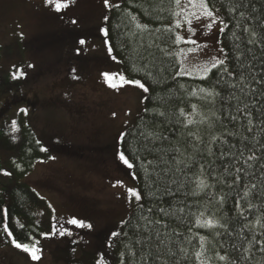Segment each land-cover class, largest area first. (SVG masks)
<instances>
[{
	"label": "trees",
	"instance_id": "trees-1",
	"mask_svg": "<svg viewBox=\"0 0 264 264\" xmlns=\"http://www.w3.org/2000/svg\"><path fill=\"white\" fill-rule=\"evenodd\" d=\"M242 2V7L230 11L235 0H207L209 8L218 9L227 24L221 34L226 63L209 71L205 75L207 79L176 75L181 72L183 45L176 39L181 28L175 27L177 7L170 0H124L110 16L109 38L115 55L122 62L126 75L141 80L149 89L145 104L147 111L144 109L142 116L126 132L124 145H120L133 164L131 171L142 197L118 242L123 264H201V261L204 264H231L233 259L237 264H260L264 259V254L257 251L264 245L257 244L250 252H243L253 235L264 241V227H261L264 225V84H255L249 79L248 82L257 89L255 97L251 94L245 97L239 88L228 86L236 83L241 70L237 57L245 65L253 66L250 70L258 79L264 76V44L246 46L236 39L237 36L246 37L241 32L245 24L264 35V27L257 25V22L264 23V0ZM241 11L255 19L241 20ZM237 21H240V27H236ZM137 24L147 25V28H137ZM236 45L240 46L239 50ZM246 47L252 51L246 52ZM241 53H245L247 59ZM3 56L4 49L0 44V61ZM224 67L237 75L222 72ZM14 89L6 84L4 97ZM201 89L206 91L201 92ZM213 89L221 96L215 97V102L211 103L213 97H208L207 92ZM248 91L246 88L245 92ZM193 92L196 95H191ZM233 95L253 106L251 125L235 110L236 107L242 108L243 103L230 99ZM24 102L28 103L24 96L13 104L6 102L0 111V121L12 107ZM192 105L197 106L195 112ZM180 109H184L188 119L196 122L187 124L186 118L179 115ZM159 112L165 115L160 116ZM230 116H237V120H231ZM249 127L251 132L247 130ZM147 132L159 138L144 140L141 133ZM35 137L27 132L21 142L22 148L25 146L24 153L28 149L44 148L46 140L36 143ZM56 145L48 141L47 151L38 152L37 156L25 155L24 174L19 178L29 172L37 159H47L53 150L64 152ZM131 148H135V154ZM253 154L258 159L248 160ZM141 165L147 167V178ZM201 180L208 187L199 188ZM252 185L256 187L252 188ZM245 192L249 193L247 197ZM236 201L240 202L239 209ZM249 203L254 207L249 208ZM149 208L153 211L149 212ZM160 208L166 209L168 215L161 213ZM40 211L49 213L47 203L29 185L17 182L10 191L7 208V226L17 241L32 243L31 231L19 220L33 222ZM157 220L160 223H156ZM197 220L200 223L213 220L216 226L199 227ZM181 248L186 249V258L179 251ZM197 252L201 253L199 258ZM221 255L228 258L220 260ZM241 255L249 258L242 260Z\"/></svg>",
	"mask_w": 264,
	"mask_h": 264
},
{
	"label": "rangeland",
	"instance_id": "rangeland-1",
	"mask_svg": "<svg viewBox=\"0 0 264 264\" xmlns=\"http://www.w3.org/2000/svg\"><path fill=\"white\" fill-rule=\"evenodd\" d=\"M123 1L109 0L110 6H105L104 0H0V44L4 49L0 61V106L6 84L15 88L14 92L21 95L18 97L28 99V103L12 107L0 121V264L121 262L118 242L142 197L140 201L132 197L129 202V188L140 195L141 192L131 169L116 158L118 137L142 116L147 97V92L139 87L119 86V77L106 82L102 75L122 73L130 79L114 50L112 56L116 59L109 56L100 32L101 28H108L110 16L117 8L114 5L121 6ZM56 2L68 6L57 11ZM195 3L198 5L199 0ZM181 6L184 16L193 20L196 34L192 36L184 19L177 16L181 22L180 37L191 36L198 42L192 45L181 40V72L204 77L208 72L202 69L211 68L213 56L226 59L225 51L220 52V24L217 21L208 30L203 25L210 20L202 17L197 22L191 16L193 12L201 14L198 6L189 5L187 0H181ZM179 11L177 7L176 12ZM217 15L223 19L219 11ZM81 39L86 41L84 45L79 43ZM17 70L23 75L13 79ZM27 132L36 136V143L40 138L46 140L44 148L52 141L64 152L53 150L47 159H37L20 179L26 166L25 155H36L43 148L24 153L21 142ZM17 182L29 185L49 208L48 214L38 212L33 222L19 220L31 231V244L39 241L38 260L17 249L13 235L5 231L10 191ZM73 218L91 227L67 223ZM53 225L70 234L61 236L57 232L47 238L40 235L51 232ZM113 232L120 235L114 237Z\"/></svg>",
	"mask_w": 264,
	"mask_h": 264
},
{
	"label": "snow or ice",
	"instance_id": "snow-or-ice-1",
	"mask_svg": "<svg viewBox=\"0 0 264 264\" xmlns=\"http://www.w3.org/2000/svg\"><path fill=\"white\" fill-rule=\"evenodd\" d=\"M46 2L47 3H53V0H46ZM170 2H173L176 5V7L180 8V11L179 12H175L174 15L181 16L184 19V22L188 26L187 30L192 34V36H194L196 34V29L192 27L193 20L189 19L187 16H184L185 9L181 6V0H170ZM187 3L189 5H192L193 7H197L198 6L201 9V14L200 15H197L195 12L191 13V16L194 17L197 22H199L202 17L204 19H206V20H210V22L207 23L206 25H203V27H205L208 30H211L213 28V26L217 23V21H219V24H220L219 31L221 33H223L225 31V28H227V24H225L224 20L221 19L217 15V12L219 10L217 9L215 12L213 10H211L209 8V6H208L207 0H199V4L198 5L195 3V0H187ZM104 4H105V6H110L109 5V0H104ZM67 6H68L67 3H63V4L59 3V2L55 3V9L57 11H59L62 7H67ZM114 6L115 7H119V5H114ZM242 6H243L242 0H235L234 6L230 9V11H235L237 8H240ZM239 15H240V19L241 20L255 19L254 17L246 16V13L244 11H241L239 13ZM107 19H108V17H105V21H107ZM133 20H135V17H133ZM72 23H76V21H72ZM257 25L259 27H264V23H261V22H257ZM136 26H137V28H142V29H146L147 28V25L137 24ZM175 27L176 28H180L181 27L180 20L176 21ZM236 27H240V21H237ZM166 31H171V29H167ZM100 32L103 35L104 43L107 46V52H108L109 56H111L112 59L115 60L116 57L112 56L113 46L110 43L109 29L107 27H104V28L100 29ZM241 32L243 34H246V37L237 36L236 39L241 40V42L244 43L246 46L247 45L258 46L260 44H264V35H259L257 33V31L252 26H250L248 24H245V26L242 27ZM233 35H235V33H233ZM176 39H177V41L183 40L184 43H188V44H192V45H197V43H198L196 40H193L191 38V36H189L187 39H184L183 37L177 36ZM79 43L81 45H84L86 43V41L84 39H81L79 41ZM203 47H207V45H204ZM236 47L239 50L240 46L236 45ZM189 51H193V50L190 49ZM223 51H224L223 48H221L220 52H223ZM251 51H252V48H247L246 47V52H251ZM241 55H244L245 59H247V56H246L245 53H241ZM211 60L213 61L212 64H211V68L210 69L209 68L202 69L203 71L209 72V71H212V69H219L221 65H225V63H226L225 59H219V58H217L215 56H213L211 58ZM236 62L239 64L240 69H241L238 72V75L235 72H230L227 67H224L221 70L222 72L227 73L229 76L237 75L236 83L229 84L228 86L230 88H239L240 92L244 93L245 97L248 96L249 94H251L254 97L257 96L258 95L257 89L252 87V84L249 83L248 81H249V79H251V81L253 83H255V84H264V76H261L258 79L256 77V75L250 70L251 67H253V66L245 65L244 62L242 60H240L239 57L236 58ZM245 69H248V70L245 71ZM73 71H75V70H73ZM182 74L187 75L189 73H187V72H178V73H176V75H182ZM22 75H23V72L20 71V70H17V72L13 73V79H17V78H19ZM102 75L104 76L106 82H110L112 79H114L116 77H119L120 80L122 81V84L119 85V86H123V84H130V85H133L135 87H139V88L143 89L144 92H148L149 91V89L147 87H145V85L143 83H141L140 80H138V79H136V80L127 79L126 77H124V75L122 73H114V74L103 73ZM201 78L202 79H207L208 77L205 76V77H201ZM218 83H219V81H218ZM110 86L114 87V88L115 87H119V86H117L115 84H110ZM246 88L249 89L248 92H245ZM200 91L201 92H205L206 90L205 89H201ZM191 95H196V93L193 92V93H191ZM207 96L208 97H213V100L210 101V102L214 103L215 102V97H220L221 93L217 92V91H215V89H213L212 91H208L207 92ZM145 99H147V97H145ZM230 99H236L240 103H243V107L242 108L241 107H236L235 110L237 111V113H240L245 118H247L248 119V124L251 125L253 123V120L251 119V117L253 116V106H250V103L244 102L243 100H241L240 97H237V96H234V95L231 96ZM196 107H197L196 105H192V109H193L194 112L196 110ZM145 110L147 111V109H145ZM21 111L26 113V110H24V109H21ZM115 115L116 114L113 113V116H115ZM159 115L160 116H164L165 113L164 112H159ZM179 115L180 116H184L186 118L187 124H193V123L196 122V121H194L192 119H188L187 118L184 109H180L179 110ZM230 119L233 120V121H236L237 120V116H230ZM13 123H15V122H13ZM247 130L249 132H251L252 128L249 127ZM125 135H126L125 133H121L120 134V136L118 137V145H121V146L124 145V143H125ZM189 135H193V134L189 133ZM141 136L143 137L144 140H148L150 137L153 138V139H158L159 138L158 136H155L154 133H152V132H147V134L141 133ZM213 139H215V138H213ZM145 147H146V145H145ZM41 151H47V149L46 148H42ZM125 151L126 150L123 147H118L117 153H116V158H117L118 162L122 163L123 165L127 166V168L131 169L133 167V164L130 163L128 156L125 155ZM131 151L133 152V154H135L136 150H135V148H131ZM247 159L248 160H255V159H258V157H256L255 154H253V155H250ZM148 163L151 164L152 162L149 161ZM141 167L144 168L145 177L147 178V176H148L147 167L145 165H141ZM262 167H264V165H262ZM201 170H203V166H201ZM240 170L241 169H237V171H240ZM4 175H10V173L4 172ZM237 179H238V177H237ZM120 183H122V182L117 181V184H120ZM113 186H116V185H113ZM198 187L203 189V188L208 187V185L205 184V182L203 180H201L198 183ZM255 187H256V185H252V188H255ZM127 191H128V194H129V202L130 203H131V198L132 197H135L136 201H140L141 200V195H140V193L137 190L129 188ZM193 195H195V193H193ZM248 195H249L248 192L244 193L245 197H247ZM222 201H223V197L221 198V202ZM248 207L251 208V207H254V205L249 203ZM236 208L237 209L240 208V202L239 201H236ZM148 211L152 212L153 210L151 208H149ZM159 211L161 213H164L165 215H168L166 209H164V208H160ZM179 211L183 212L184 209H179ZM0 215H2V213H0ZM201 215H203V213H201ZM142 218L143 219H147V217H142ZM257 222H259V221H257ZM67 223L72 224V225H76V226H79V227H85V226L91 227V225H85L83 221H78L75 218L68 220ZM149 223H151V221H149ZM156 223H160V221L157 220ZM197 225L199 227H215L216 226V222L213 221V220H205L203 223H200V221L197 220ZM220 226L221 227H225L224 225H220ZM245 227H248V225H245ZM261 227H264V225H261ZM5 231L8 233L9 236H12V231L8 230V228H6ZM57 232L61 236L66 235V234H70L67 229H64L63 227L57 229L56 226L53 225L51 232H41L40 235L42 237L47 238L49 236L55 235ZM112 235L114 237H116V236H119L120 234L116 233V232H113ZM125 235H127V233H125ZM203 239L204 238L201 237V240H203ZM139 242L140 241H137V243H139ZM247 243H248V248H244L243 249L244 253L250 252V250L257 244L264 245V241L257 240L255 235H253L252 239L249 240ZM13 244H14V246L17 249H21L24 252L29 253L33 260L40 259V256L38 255V253H40L41 249L38 246L39 245V241L38 240H36L33 244L29 245L27 243H21V242L17 241L15 239V237H13ZM233 248L235 249L236 246L233 245ZM237 250H239V249H237ZM179 251L181 253H184L185 258H186V256H187L186 249L181 248ZM257 251H259L260 253L264 254V246L259 247L257 249ZM170 254L173 255V256L176 255V253H170ZM200 256H201V253L197 252L196 253V257L199 258ZM227 258L228 257L226 255L219 256L220 260H226ZM248 258L249 257L246 256V255H241L240 256V259H242V260H247ZM142 259H146V257H142ZM120 264H123V261H121ZM201 264H204V262L201 261ZM231 264H237V260L233 259L231 261ZM260 264H264V259L261 260Z\"/></svg>",
	"mask_w": 264,
	"mask_h": 264
},
{
	"label": "flooded vegetation",
	"instance_id": "flooded-vegetation-1",
	"mask_svg": "<svg viewBox=\"0 0 264 264\" xmlns=\"http://www.w3.org/2000/svg\"><path fill=\"white\" fill-rule=\"evenodd\" d=\"M18 96H21L19 94H16L12 91V93H8L7 96H5L1 102V106H0V111L1 109L3 108V105L7 102L9 104H13V102L16 100V99H20V97ZM36 105H38V102L36 103ZM43 140V138H40V140Z\"/></svg>",
	"mask_w": 264,
	"mask_h": 264
}]
</instances>
